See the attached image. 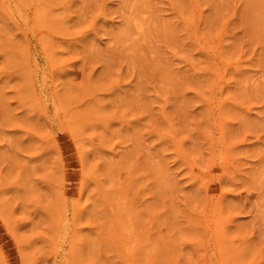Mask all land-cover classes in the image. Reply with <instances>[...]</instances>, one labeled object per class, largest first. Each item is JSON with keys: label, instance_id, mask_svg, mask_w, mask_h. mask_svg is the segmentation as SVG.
<instances>
[{"label": "rangeland", "instance_id": "1", "mask_svg": "<svg viewBox=\"0 0 264 264\" xmlns=\"http://www.w3.org/2000/svg\"><path fill=\"white\" fill-rule=\"evenodd\" d=\"M0 264H264V0H0Z\"/></svg>", "mask_w": 264, "mask_h": 264}, {"label": "bare ground", "instance_id": "2", "mask_svg": "<svg viewBox=\"0 0 264 264\" xmlns=\"http://www.w3.org/2000/svg\"><path fill=\"white\" fill-rule=\"evenodd\" d=\"M121 209V208H120Z\"/></svg>", "mask_w": 264, "mask_h": 264}]
</instances>
